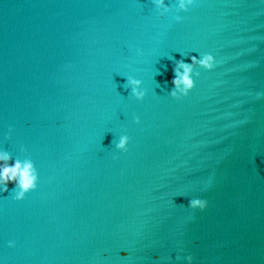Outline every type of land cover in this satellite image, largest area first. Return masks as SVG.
Instances as JSON below:
<instances>
[{"label":"water","instance_id":"obj_1","mask_svg":"<svg viewBox=\"0 0 264 264\" xmlns=\"http://www.w3.org/2000/svg\"><path fill=\"white\" fill-rule=\"evenodd\" d=\"M169 3L0 0V147L40 175L0 193L4 264H264V0ZM193 50L216 66L173 98L169 57Z\"/></svg>","mask_w":264,"mask_h":264},{"label":"clouds","instance_id":"obj_2","mask_svg":"<svg viewBox=\"0 0 264 264\" xmlns=\"http://www.w3.org/2000/svg\"><path fill=\"white\" fill-rule=\"evenodd\" d=\"M157 14L164 17L170 13L174 12L173 4L169 3V0H151ZM196 3V0H174L175 12L184 13L188 12L189 9ZM173 19L176 22H182L184 17L180 14H175ZM138 55H142L141 49H136ZM192 52H197L193 50ZM192 52L181 53L182 57H188L185 59H175L174 57H169L173 60L172 66V77L170 80L171 87L167 89L168 95L173 98L180 99L186 97L189 93L196 87L197 78L200 77L201 73L198 71L199 68L206 70H213L216 66V57L212 52H197L198 55H192ZM167 71V65H162L161 68L155 69V75H162L163 72ZM168 80L163 82V86H167ZM126 84L130 88V95L138 101H143L147 95L148 89L144 86L143 79L136 75L129 74L126 76ZM157 87H162V85L156 81ZM133 120L136 123H140V116L133 115ZM12 132L11 126L5 137L10 138ZM130 137L126 132H121L113 140L114 147L120 152H125L128 150ZM21 152H27L26 148H21ZM40 179L39 172L37 170L35 162L29 157L24 158L14 157L12 153L4 148L0 147V193L12 192V199L23 200L25 196L35 190L38 186ZM12 188H9V185ZM182 195L183 194H178ZM208 206L207 199L200 196H192L188 201V206L192 209L204 210ZM8 248H15L16 241L8 240L6 242ZM122 256L126 257L128 255L127 251H122ZM156 261H161V256L159 254L153 257ZM177 260H183L184 264H195L194 257L191 253L180 256L177 254ZM0 264H4L3 259H0Z\"/></svg>","mask_w":264,"mask_h":264}]
</instances>
